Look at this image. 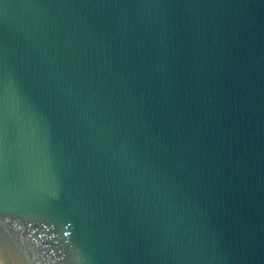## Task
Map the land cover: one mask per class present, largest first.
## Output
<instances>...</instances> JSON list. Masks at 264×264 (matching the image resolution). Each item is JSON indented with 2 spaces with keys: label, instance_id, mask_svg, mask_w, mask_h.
I'll return each mask as SVG.
<instances>
[{
  "label": "water",
  "instance_id": "water-1",
  "mask_svg": "<svg viewBox=\"0 0 264 264\" xmlns=\"http://www.w3.org/2000/svg\"><path fill=\"white\" fill-rule=\"evenodd\" d=\"M264 264V0H0V264Z\"/></svg>",
  "mask_w": 264,
  "mask_h": 264
},
{
  "label": "clouds",
  "instance_id": "clouds-1",
  "mask_svg": "<svg viewBox=\"0 0 264 264\" xmlns=\"http://www.w3.org/2000/svg\"><path fill=\"white\" fill-rule=\"evenodd\" d=\"M78 257H75L74 259H70L69 264H78Z\"/></svg>",
  "mask_w": 264,
  "mask_h": 264
}]
</instances>
